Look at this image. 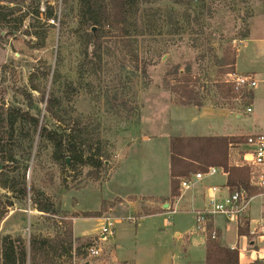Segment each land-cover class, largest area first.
Here are the masks:
<instances>
[{
    "label": "rangeland",
    "instance_id": "rangeland-1",
    "mask_svg": "<svg viewBox=\"0 0 264 264\" xmlns=\"http://www.w3.org/2000/svg\"><path fill=\"white\" fill-rule=\"evenodd\" d=\"M219 2L224 6L220 7L212 18L203 17L205 27L203 32L198 34L195 33V29H198L196 26L182 24L183 7L176 6L169 0L144 6L142 22L145 24V35L131 37L133 45L128 48L122 49L120 45L117 57L104 54L106 64L104 63L96 77L86 79L90 69L82 67L83 42L82 33L78 30V1L68 0L65 4L64 0H42L43 9L46 3L58 6L59 19H64L65 26L61 27L56 23V28L47 32L49 49L45 51L31 48L33 38L22 33L0 45V66L8 65L2 83L6 100L23 104V98L15 94L13 87L27 84L33 65L37 62L36 58L49 56L53 62L60 60L59 80L54 85L51 80L49 82V87L61 100L60 110L65 115L79 116L85 120L92 117L97 135L105 143L104 149L108 159L100 170H90L86 167L82 172H65L62 165L53 160L50 142L39 138L27 179L29 184L42 190L52 199L55 214L36 209L32 204L31 194L21 201L12 193L0 188L2 200L12 199L14 202L5 216L9 217L6 228L10 233L0 232L1 234L22 235L26 239L31 235H63L68 225L77 217V233L87 228L93 230L89 232L98 234L102 221L95 217H86V213L105 207L106 214L108 208L114 204L110 200L116 196L167 194L170 186V134H176L174 132L177 128L191 134L199 131L197 126L201 128L203 125L199 121H193L192 114L195 109L182 103L189 100L186 95V99L179 95L185 90L188 95H195L196 99L204 101L203 104L216 103V106H220L227 103L226 107L232 110V114L225 120V132L264 133V74L256 76L258 85L254 89L260 94L254 96L252 103L251 100L245 102L241 96L223 98V94L218 91V85L232 86L226 81L230 74L226 61L230 52L236 53L240 40L238 36L247 25L249 26L250 17L264 13V0ZM175 29L179 32L174 33ZM111 33L112 40H119ZM133 49L137 52V59ZM79 70L84 73V80L77 91L74 90L67 96L64 84L71 80L76 82ZM173 86L178 87L179 92L173 93ZM204 89H210V93H206ZM252 89L243 90L242 93ZM35 95L40 99L39 94ZM190 100L194 101L192 98ZM37 105L45 112L46 103L39 102ZM249 106L253 109L251 113L246 112ZM43 119L50 128L61 126V122L48 113ZM147 136H151V139L141 140ZM233 151L236 154V150ZM234 156L237 158V155ZM217 177L219 181L210 182L209 187L224 180L221 174ZM196 187L198 185L194 184L189 191ZM220 193L222 197L230 194L225 189ZM200 201L204 203H199V207L204 204L206 207L210 203L207 193L205 199L203 197ZM262 201L261 196H254L248 206L252 232L257 230L256 223L263 217ZM117 206V211L109 214L123 215L126 212V206L119 203ZM193 212L180 208L169 214L168 219L172 222L170 226L164 225L163 217L154 218L149 225L150 230L152 227L158 228L161 237H151L152 240L147 245L141 239L130 241L135 243L138 252L142 248L141 258H148L144 264L162 263L165 256L170 257V262L174 259L175 264L185 261H190V264H204L203 232H206V225L203 227L204 231L198 230L196 214ZM213 218L216 226L223 229L222 239L228 245L233 243L236 240L237 223L227 222L226 217L219 213L214 214ZM225 225L228 226L227 230ZM122 228L123 224H117L119 231ZM176 228H179L182 234L188 232V237H176ZM258 232L259 229L253 235L251 233L250 237L254 238ZM95 239L97 241V235L82 238L75 241L74 245L85 241L94 242ZM97 242L101 243L104 249L102 256L80 260L79 264H85L86 260L98 264L106 260L104 264H109L107 259L116 252L113 237H109L108 241ZM185 249L186 259L182 257ZM149 253H154L155 257H149ZM60 263L70 264L65 258L61 259Z\"/></svg>",
    "mask_w": 264,
    "mask_h": 264
},
{
    "label": "trees",
    "instance_id": "trees-1",
    "mask_svg": "<svg viewBox=\"0 0 264 264\" xmlns=\"http://www.w3.org/2000/svg\"><path fill=\"white\" fill-rule=\"evenodd\" d=\"M77 1L78 30L82 33L83 42L82 67H89L90 72L86 79H92L106 64L103 59L104 54L117 57L120 45L122 49L128 48L133 45L131 37L138 38L145 35L143 31L145 24L142 22L143 8L161 0ZM169 1L183 7L182 24L189 27L196 26L198 28L195 29L196 34L204 30L203 17L212 18L216 11L224 6L219 0ZM64 2L67 4L68 0ZM43 4L42 0H0V45L22 33L33 38L31 48L39 51L49 49L47 32L53 31L56 23L64 27L66 22L64 19H59L57 5L46 3L43 9ZM178 32L179 30L175 29L174 33ZM110 33L115 34L119 40H112ZM249 35L247 25L238 38L246 39ZM133 50L137 59V52ZM36 59L37 62L33 65L27 84L13 87L15 94L23 98V104L20 105L6 100V91L2 83L8 65L0 66V188L12 193L21 201L26 200L31 194L32 204L36 209L55 214L52 199L42 190L29 184L27 179L38 139L43 138L50 142L53 148L52 158L62 165L65 172L72 170L82 172L86 167L90 170H100L105 165L108 155L104 149L105 143L97 135L92 117L85 120L83 117L65 115L60 110L61 100L49 87L50 80L53 85L59 80L60 60L53 62L49 56ZM235 63L236 53L230 52L226 61L230 73L235 72ZM83 75L84 73L79 70L76 82L71 80L68 84L67 82L64 84L67 96L80 88L84 80ZM177 88L173 86L171 91L177 93L179 92ZM205 91L210 93V89ZM218 91L223 94V98L241 96L245 102L252 98V90L244 93L236 92L230 85L227 87L225 84L218 85ZM35 94H39L40 99H37ZM179 95L182 98L186 95L189 99L182 101L184 105L203 106L204 101L200 98L196 99L195 95H188L186 90ZM39 102L46 103L45 112L37 105ZM226 104L222 103L220 107H225ZM47 113L61 122V126L50 128L43 119L46 118ZM245 142L247 136L244 135L172 136L170 138L171 196L180 195V184L183 179H190L194 174L205 172L212 166L220 167L228 174L226 185L230 192L245 189L250 198L261 194L262 189L252 184L253 168L246 163L235 165L231 161L232 148ZM13 204L12 199L2 200L0 197V222ZM105 210V207H102L100 211H91L86 213V217H101ZM212 218L211 216L206 223V264H241L239 250L222 243L221 231L215 228ZM250 231V218L244 215L238 225V234L250 236ZM80 239L82 238L74 236L72 223L68 225L63 235L54 237L31 235L26 239L22 235L0 233V264H62L60 261L64 258L71 264L74 258L85 260L88 256L87 248L94 242L85 241L75 246V241ZM250 264H264V262L255 260Z\"/></svg>",
    "mask_w": 264,
    "mask_h": 264
},
{
    "label": "crops",
    "instance_id": "crops-1",
    "mask_svg": "<svg viewBox=\"0 0 264 264\" xmlns=\"http://www.w3.org/2000/svg\"><path fill=\"white\" fill-rule=\"evenodd\" d=\"M249 31L250 35L246 39H240L239 45H237L236 50V63H235V72L241 73V74H249L255 77L257 75L264 74V13L262 14H255L250 17L249 21ZM258 82V81H257ZM258 85V83H257ZM256 87V86H255ZM254 87V88H255ZM252 89V98L251 103L254 100V96H258L260 92L256 93L255 89ZM187 107H192L195 109V112L193 111L192 119L194 118V122H201L200 124H203L201 128L197 126V129H199L198 132H194L191 134H187L184 131H182L181 128H177V130L174 132L176 134H170L168 138V146L170 151V138L175 135H182V136H215V135H222V136H234V135H244V136H250L253 134L263 133L261 131L256 132H249L248 134H244L243 132H225V128L227 124L225 123V120L227 121L231 114L232 110L228 107H220V106H214L210 104H203V106H196V105H189ZM248 108L252 109V106L247 107L246 112H248ZM253 109L251 110V112ZM248 112V113H251ZM203 129V130H202ZM264 134V133H263ZM149 140L151 139V136L142 137L141 140ZM139 140H133V142H136ZM131 143V145L133 144ZM240 146V147H239ZM250 149V146L247 142L236 145L231 150V161L233 164L238 165L240 163L244 164V156L247 153V151ZM233 150H236V154ZM234 155H237V158H235ZM217 167V166H215ZM220 172L218 174H221L224 176V180L218 183L217 186H221L222 190H227L230 192L229 187L226 185L228 174L220 167ZM169 171H170V157H169ZM211 176V177H205L204 179L197 181L195 184L198 185L195 189L189 191L188 190H182L179 196L172 197L171 196V173H170V186L169 191L167 194H158V193H151V194H130L126 197L116 196L113 200H110L113 202V207L108 208V212L105 214L103 213V216L101 217H95L98 221H103L105 217H114L117 220V224H123V228L119 231L117 229V225L115 228V233L113 236V244L116 246V252L113 253L110 257L109 264H144L148 260V258H141V255H143V250L140 248L139 252L137 251L138 248L135 247V243H132L130 241L132 240H140L144 242L146 245L149 244V241L152 240L151 237H161V231L158 230L156 227H152L150 230L151 223L155 220L154 218L157 217H163V222L165 226H170L172 222L168 219V215L172 214L180 208L189 210L195 214L196 211L202 210L205 207H199V203H204L200 201L203 200V197L205 199V195L207 193L208 196V189L210 182H213L214 180L219 181V177ZM194 176V175H193ZM192 176V177H193ZM191 177V178H192ZM194 186V185H193ZM208 186V187H207ZM211 187V186H210ZM192 188V187H191ZM262 189V193L259 194L263 198L262 201V219L257 221V230L259 229V232L257 235L254 236V238L246 235H239L238 234V225L236 228V240H234L233 243L227 244L224 239H222L223 236V229L220 228V226H216V222L214 221V218H212L214 222L215 228L219 229L221 231V241L224 245L229 246L231 248H237L239 250V258L241 264H250L254 262L255 260H260L264 262V234L260 231L261 226H264L263 218H264V188L258 187ZM257 196V195H256ZM123 204V206H126V212L124 214H109L114 213L117 210V205ZM96 210V211H100ZM248 210V209H247ZM105 212V211H104ZM119 215H122L119 216ZM167 216V217H166ZM196 216V215H195ZM246 216L249 217L248 211ZM78 218V217H77ZM77 218L73 219L72 227H73V234L75 237H80L83 239L89 238L91 236H98L100 232L97 233H91L87 228H83L79 230L80 232H76V225L75 220ZM250 218V217H249ZM9 217H5L1 223H0V232L10 233L8 231L7 224L9 223ZM227 222H233L226 218ZM225 229H228V226H224ZM150 230V231H149ZM250 230H251V219H250ZM256 230V231H257ZM204 231V230H203ZM254 231V232H256ZM252 233V230L250 231ZM204 233V246H205V258H204V264H206V243H207V237L205 232ZM169 234V232H168ZM174 235L178 238H184L186 239L188 237V232H184L182 234L181 230L179 228H176L174 230ZM253 235V233H252ZM97 239V240H98ZM96 241V239H95ZM134 250L132 251L131 249ZM132 251V252H130ZM154 251V250H153ZM149 257H155L154 253H149ZM157 256V253H156ZM166 258L163 259L162 263L155 262L154 264H175L174 259H172V262H170V257L165 256ZM184 259L187 257V250L185 249L184 254L182 256ZM174 258V256H173ZM183 258L181 260H183ZM102 264L106 263V260H103L101 262ZM181 263V262H180ZM177 263V264H180ZM85 264H98L97 262H91L90 260H86ZM181 264H190L189 262H182Z\"/></svg>",
    "mask_w": 264,
    "mask_h": 264
},
{
    "label": "built area",
    "instance_id": "built-area-1",
    "mask_svg": "<svg viewBox=\"0 0 264 264\" xmlns=\"http://www.w3.org/2000/svg\"><path fill=\"white\" fill-rule=\"evenodd\" d=\"M232 85L236 92L252 89L257 86L255 77L249 74H241L237 72L230 73L226 79ZM248 108V112H251ZM247 143L250 149L244 156V161L247 165L253 168L252 184L256 187L264 188V134L258 133L248 136ZM220 172L218 167H209L205 172H198L190 179H183L180 187L182 190L190 189L197 181L205 177L215 176ZM220 186L214 185L208 189V197L210 203L202 210L195 212L197 220V229L203 230L207 221L214 214H223L228 220L240 223L242 217L246 214L250 196L245 189H238L226 197H222ZM117 220L114 217H105L100 228V235L97 241H108L109 237H113ZM260 231L264 234V226H261ZM255 233V232H252ZM94 241L87 248L88 258L102 256L104 249L102 244ZM85 261V260H84ZM80 260L74 258L71 264H79Z\"/></svg>",
    "mask_w": 264,
    "mask_h": 264
},
{
    "label": "water",
    "instance_id": "water-1",
    "mask_svg": "<svg viewBox=\"0 0 264 264\" xmlns=\"http://www.w3.org/2000/svg\"><path fill=\"white\" fill-rule=\"evenodd\" d=\"M94 30H95V28H94ZM68 161H69V159H68Z\"/></svg>",
    "mask_w": 264,
    "mask_h": 264
}]
</instances>
